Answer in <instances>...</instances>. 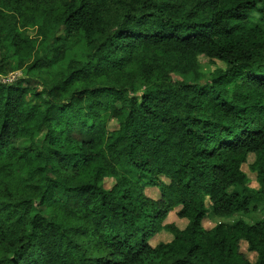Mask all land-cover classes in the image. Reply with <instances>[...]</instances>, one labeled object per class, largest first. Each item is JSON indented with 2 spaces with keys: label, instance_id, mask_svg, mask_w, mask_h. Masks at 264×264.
<instances>
[{
  "label": "trees",
  "instance_id": "trees-1",
  "mask_svg": "<svg viewBox=\"0 0 264 264\" xmlns=\"http://www.w3.org/2000/svg\"><path fill=\"white\" fill-rule=\"evenodd\" d=\"M15 70L0 264H264V221L243 219L264 204V0H0V74ZM209 209L237 219L207 230ZM173 211L186 227L151 246Z\"/></svg>",
  "mask_w": 264,
  "mask_h": 264
},
{
  "label": "rangeland",
  "instance_id": "rangeland-1",
  "mask_svg": "<svg viewBox=\"0 0 264 264\" xmlns=\"http://www.w3.org/2000/svg\"><path fill=\"white\" fill-rule=\"evenodd\" d=\"M36 34V29H29L27 31L24 32V35L27 36H34ZM199 63L205 67L206 66V70H215L216 68H221L224 69L225 65L215 61V63H213L212 61H210L208 58L204 57V56H199ZM26 75L24 73V71L18 70V71H11L8 72L7 74H0V81L3 82H10L11 83H15L19 80L22 79H26ZM110 129L113 130V128L116 126L114 123H110ZM29 146V142L28 141H20L18 143V147L21 150H25L27 147ZM255 156L251 155L248 158L247 163L245 164V166L243 167V172L247 175L248 179H249V187L259 190L260 186L259 183L257 181V174L253 171H251V166L254 164L255 162ZM114 185V181L109 179L106 180V186L107 188H110L111 186ZM146 194L148 197L157 200L159 198V191L157 189H147ZM259 209H257L256 212H251L250 214L246 215L245 217H243V219L246 220V222H248L251 225H254L260 221H264V204H261L258 206ZM237 218H233L231 220H224L221 218H217L213 215L212 210L209 209V212L206 216V218L203 221V226L205 229L207 230H211L213 229L216 225L218 224H231L232 222L236 221ZM167 225H175L177 228L179 229H184L187 225V221L180 219L177 216V211L174 213H170L168 215V217L163 221V223L161 224V230L158 231L150 240V244L151 246L155 247L160 243H168L170 241H172L173 237L172 235L167 232L165 230V226ZM241 252L243 254H245L248 259L251 262H255L256 261V256L252 253H248V246L245 242L241 243Z\"/></svg>",
  "mask_w": 264,
  "mask_h": 264
},
{
  "label": "built area",
  "instance_id": "built-area-1",
  "mask_svg": "<svg viewBox=\"0 0 264 264\" xmlns=\"http://www.w3.org/2000/svg\"><path fill=\"white\" fill-rule=\"evenodd\" d=\"M0 83H10V82H5V81L1 82V81H0Z\"/></svg>",
  "mask_w": 264,
  "mask_h": 264
},
{
  "label": "crops",
  "instance_id": "crops-1",
  "mask_svg": "<svg viewBox=\"0 0 264 264\" xmlns=\"http://www.w3.org/2000/svg\"><path fill=\"white\" fill-rule=\"evenodd\" d=\"M174 212H176V211H173V212H171V213H174ZM184 220V219H183Z\"/></svg>",
  "mask_w": 264,
  "mask_h": 264
}]
</instances>
